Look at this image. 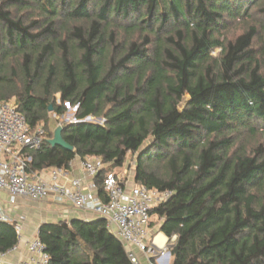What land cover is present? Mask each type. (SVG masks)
<instances>
[{
  "label": "trees",
  "instance_id": "trees-1",
  "mask_svg": "<svg viewBox=\"0 0 264 264\" xmlns=\"http://www.w3.org/2000/svg\"><path fill=\"white\" fill-rule=\"evenodd\" d=\"M259 1L264 18V0H0V103L45 130L50 106L78 107L73 151L48 134L29 172L99 157L101 186L131 153L136 184L171 192L151 211L177 237L171 264H264V150L239 145L264 134V21L226 36ZM15 226L0 221V253ZM38 239L48 264H134L104 219L45 223Z\"/></svg>",
  "mask_w": 264,
  "mask_h": 264
},
{
  "label": "built area",
  "instance_id": "built-area-1",
  "mask_svg": "<svg viewBox=\"0 0 264 264\" xmlns=\"http://www.w3.org/2000/svg\"><path fill=\"white\" fill-rule=\"evenodd\" d=\"M69 122L76 124L79 121L75 117ZM47 140L46 130L42 126L33 129L14 102L0 103V191L8 194V202L13 205L20 199L50 200L92 212L107 222L134 264H141L137 251L143 253L150 264H170L172 244L177 237L161 248L155 242L150 224L151 211L168 200L171 192L138 185L126 171L107 173L99 186L96 178L111 167L99 157L84 159L86 180L70 179L68 171L61 168H52L48 177L30 173V151L40 150ZM6 218L0 210V220L6 221ZM15 229L20 237L22 225L16 224ZM28 250L30 257L21 264L49 263L45 245L38 237L29 243ZM5 254L0 253V261Z\"/></svg>",
  "mask_w": 264,
  "mask_h": 264
},
{
  "label": "crops",
  "instance_id": "crops-1",
  "mask_svg": "<svg viewBox=\"0 0 264 264\" xmlns=\"http://www.w3.org/2000/svg\"><path fill=\"white\" fill-rule=\"evenodd\" d=\"M84 159L76 158L70 166L68 176L72 178L88 179L83 168ZM51 169L40 172L45 177L50 175ZM118 172V171H117ZM119 173L120 169H119ZM6 204V203H5ZM0 210L6 215V222L22 225V233L19 237L18 244L1 258L0 264H21L30 257L28 250L29 243L38 237V230L42 224L69 222L74 219L93 221L102 219L98 215L86 211L79 210L73 206L56 204L53 201L34 202L28 199H20L10 208L4 209L3 202L0 204ZM1 221V220H0ZM155 242L159 247H163L169 242V239L163 233L155 234ZM137 256L141 264H150L148 258L141 252L137 251ZM170 264L172 256H170Z\"/></svg>",
  "mask_w": 264,
  "mask_h": 264
},
{
  "label": "rangeland",
  "instance_id": "rangeland-1",
  "mask_svg": "<svg viewBox=\"0 0 264 264\" xmlns=\"http://www.w3.org/2000/svg\"><path fill=\"white\" fill-rule=\"evenodd\" d=\"M263 4L261 1L254 3L253 5L250 6V11L248 13V17L245 18L243 21L242 20H237V21H230L229 20V28L227 31V38L229 39H235L239 35L243 34L248 27L254 26L259 24L260 22L264 21V18L262 17V14L260 13V9L262 8ZM255 47L261 48L264 47V28L259 31V35L255 41ZM220 50L215 49L211 52V55L213 57H218ZM55 102L57 106H61V95L56 94L55 96ZM189 96L186 95V98L183 102L188 101ZM16 99H11L10 101L15 103ZM66 107V112L63 115H57V113L54 111V107H52V111H49L48 114V123L43 124L46 127V132L50 135L53 134L59 126H65L68 125L70 122L69 120L75 119L77 115V110L78 107H73L69 103L65 105ZM86 122H92V123H98L103 125L104 124V119L103 118H97L94 116H90L89 118L86 119ZM240 146H243L245 150L250 153L254 148L258 146H262L264 150V134L262 133H257L256 136L250 137L248 135H245V138L242 139L239 142ZM124 172L126 171L128 176H133L135 177V171H136V157L128 153L126 156V160L121 168H115V171L119 172ZM131 176V177H132ZM3 202V207L4 209H8L11 207L12 204L8 202V194L6 192L0 191V204ZM6 203V204H5ZM163 221L157 217V216H152V222H151V233L154 235L159 232L160 225ZM172 240L169 241L171 244Z\"/></svg>",
  "mask_w": 264,
  "mask_h": 264
},
{
  "label": "water",
  "instance_id": "water-1",
  "mask_svg": "<svg viewBox=\"0 0 264 264\" xmlns=\"http://www.w3.org/2000/svg\"><path fill=\"white\" fill-rule=\"evenodd\" d=\"M186 105V102H183L181 104V107L184 108ZM52 106H50V111H52ZM63 130H64V127L63 126H59L57 127V129L55 130L54 132V136L51 140H49V143L53 146V147H56V146H59V147H62L68 151H73V147L70 146L64 139H63ZM171 256V254H170Z\"/></svg>",
  "mask_w": 264,
  "mask_h": 264
}]
</instances>
